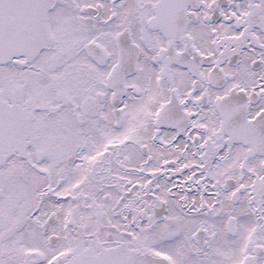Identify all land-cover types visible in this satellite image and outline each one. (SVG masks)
I'll return each mask as SVG.
<instances>
[{
	"label": "snow or ice",
	"instance_id": "1",
	"mask_svg": "<svg viewBox=\"0 0 264 264\" xmlns=\"http://www.w3.org/2000/svg\"><path fill=\"white\" fill-rule=\"evenodd\" d=\"M0 264H264V0H0Z\"/></svg>",
	"mask_w": 264,
	"mask_h": 264
}]
</instances>
